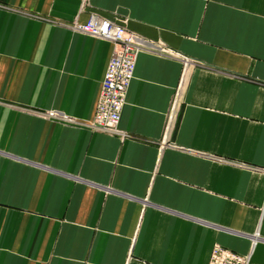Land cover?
Segmentation results:
<instances>
[{"label":"crops","instance_id":"1","mask_svg":"<svg viewBox=\"0 0 264 264\" xmlns=\"http://www.w3.org/2000/svg\"><path fill=\"white\" fill-rule=\"evenodd\" d=\"M0 3V264H264V0ZM91 12L163 48L119 134L89 125L114 48L72 28Z\"/></svg>","mask_w":264,"mask_h":264},{"label":"built area","instance_id":"2","mask_svg":"<svg viewBox=\"0 0 264 264\" xmlns=\"http://www.w3.org/2000/svg\"><path fill=\"white\" fill-rule=\"evenodd\" d=\"M0 7H3L0 3ZM74 30L99 37L113 43V54L106 68L101 85L100 94L96 104L94 117L90 126L94 130L105 131L111 134H119V123L126 95L134 78L137 56L143 50H161L162 46L151 41L144 40L134 32L126 28L123 23L90 13L85 23L76 22L72 25ZM185 65L189 59L184 58ZM178 96L173 100L165 127L166 134L175 123L179 110ZM49 118L70 123L65 116H59L56 112H49ZM208 264H250V256L242 255L221 245H215L211 251Z\"/></svg>","mask_w":264,"mask_h":264}]
</instances>
